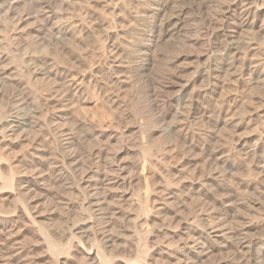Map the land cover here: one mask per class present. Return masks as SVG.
<instances>
[{"label": "bare ground", "instance_id": "obj_1", "mask_svg": "<svg viewBox=\"0 0 264 264\" xmlns=\"http://www.w3.org/2000/svg\"><path fill=\"white\" fill-rule=\"evenodd\" d=\"M216 1L0 0V264H264V0ZM129 83L157 87L130 166Z\"/></svg>", "mask_w": 264, "mask_h": 264}, {"label": "rangeland", "instance_id": "obj_2", "mask_svg": "<svg viewBox=\"0 0 264 264\" xmlns=\"http://www.w3.org/2000/svg\"><path fill=\"white\" fill-rule=\"evenodd\" d=\"M212 2H213V4L214 5H216V3H217V1L215 0V1H213V0H209V2H208V4L207 5H209V6H211V5H213L212 4ZM216 2V3H215ZM213 9H214V7H213ZM205 10L206 9H204V7H203V9H201L200 11H203L202 13H200V11L198 10H194L193 11V13L191 14V16L193 15V14H195L194 15V18H193V16H192V19L191 20H195V21H193V23L196 25V26H193L194 24H192V21H190L189 20V22H191V26H193V27H196V29L195 28H193V27H191V26H189V31L190 32H188V34L189 35H194L195 33H194V31L196 32V31H198V30H200V34H201V36H202V31H204V33L207 31V29H208V27H209V24L207 25V23H208V19L211 17V15L212 14H210V13H212V11L210 10V9H208L207 10V12H208V14H210L209 16H208V14H207V12L205 13ZM195 12V13H194ZM205 13V14H204ZM207 14V15H206ZM201 15H204V17H205V15L207 16V17H205V20H204V18H202V16ZM196 16V17H195ZM201 16V17H200ZM199 18V19H198ZM206 18H207V20H206ZM198 19V20H197ZM200 19H202V22H201V20ZM203 20H204V22H203ZM198 22V24H196L197 22ZM205 21H207V22H205ZM196 22V23H195ZM201 23H202V25H203V27H202V25H201ZM207 26H206V25ZM198 25V26H197ZM200 26V28L201 29H198V27ZM204 26L206 27V28H204ZM190 28H192L191 30H190ZM202 28H203V30H202ZM195 29V30H194ZM206 29V30H205ZM192 30H193V33H191L192 32ZM202 32V33H201ZM249 34H246V36H248ZM201 36H200V38H201ZM205 36L206 35H204V37H202V39L203 38H205ZM208 37V36H207ZM182 46V45H181ZM206 47H208V45H205ZM204 46V47H205ZM180 47V46H179ZM183 47V46H182ZM182 47H180V48H177L176 49V51H182V50H184ZM203 47V48H204ZM206 47L204 48V50L206 51ZM199 48V47H198ZM197 48V49H198ZM196 49V50H197ZM200 49H202V48H199L198 50H197V52L198 51H200ZM170 50V49H169ZM186 50V49H185ZM196 50H190L189 51V53H192V55L190 56L191 58H189V59H187V61L185 60V63L187 64L186 66H189L190 65V67H193V66H191V65H196L195 64V55H196ZM203 49H202V51L205 53V51H204ZM216 50V49H215ZM217 51V50H216ZM216 51H213V52H216ZM195 54H194V53ZM219 52V51H218ZM188 53V55H190ZM204 53H201L200 52V54H202V55H200V58L202 59L203 57H205L206 56V54H204ZM206 53L208 54V51H206ZM199 54V53H198ZM204 59H202V61H203ZM156 70H157V75H158V73L161 75V73L164 71V69H163V65L161 64H159V66H158V68H156ZM155 70V71H156ZM163 77V75L159 78V76L156 78V79H158L157 81H158V83H160V85L161 86H163V84L164 83H162V78ZM166 81V80H165ZM164 82V81H163ZM133 84H130L129 83V85L125 88V89H123V92H121L122 93V95H121V97H122V99H121V104H122V108H121V111H122V113H123V109H125L124 110V112L125 113H123V114H125V116H126V119H125V123H124V125H128L129 126V129H130V131H128L126 134L127 135H125L124 136V138L125 139H123V141H121V142H123L122 144H121V142L120 143H115L114 145H113V149H117L118 151H120V155H118V156H120V157H118L119 159H120V161H121V159H124V160H127V165L128 166H130V164H132V162H135L136 160H137V158L139 159V158H142V157H139V155L140 156H142L141 155V151H140V149L138 148V145L136 144L137 143V140H135V139H137L138 138V135L139 136H143V135H141V133L143 134L144 133V135L146 134L147 135V133L149 134L150 132H149V130L153 127V125H155L154 124V122L153 123H147V120H148V122L150 121H152V120H150L149 119V117L151 118V116H150V114H151V110H153V108L149 105V103H148V100H149V98H148V92H149V89H151V88H153V87H156V85H153V86H146V85H144L143 87H133L132 86ZM157 86H158V89L160 88V86H159V84H157ZM157 88V87H156ZM162 88V87H161ZM163 89V88H162ZM161 89V90H162ZM162 93H164V95L166 94L164 91H161ZM162 98V97H161ZM123 100V101H122ZM126 102H125V101ZM125 103V104H124ZM127 104V105H126ZM124 105V106H123ZM108 107V106H107ZM152 108V109H151ZM126 112H128V113H126ZM131 112V113H130ZM135 113V114H134ZM129 114V115H128ZM131 114H133V115H131ZM138 116V117H137ZM137 117V118H136ZM132 118V119H131ZM136 118V119H135ZM137 120L138 121H144V123L143 124H145L144 125V127H142L141 129H139V125H138V129L139 130H137V124H139L140 122H138L137 123ZM134 121H136L135 123H134ZM147 124H146V123ZM126 125V126H127ZM136 125V126H135ZM143 126V125H142ZM166 127H168V129H169V127H170V124H168V126H167V124H166ZM203 127V126H202ZM132 128V129H131ZM134 130H137V131H134ZM140 130H142L141 132H140ZM226 130V131H225ZM229 130V129H228ZM228 130L227 129H224V130H222V132H221V136L222 137H227L228 136ZM230 131V130H229ZM138 132V133H137ZM225 133V134H224ZM168 140V138L167 137H159L158 139H157V144L158 143H165L166 141ZM127 141V142H126ZM125 142L127 143V145L125 144ZM86 143H88V142H86ZM89 144H91V142L90 143H88L87 145L89 146ZM92 144H93V142H92ZM131 144L134 146L135 144H136V146H137V150H136V148L135 149H133V151L134 152H127V153H123V154H121V149H123L122 147H124V145H126V146H128V145H130V146H128V147H130L131 149H132V147L133 146H131ZM122 146V147H121ZM136 146H134V147H136ZM20 150V148L18 147V148H15L14 149V151H19ZM154 152L155 150L154 149H152L151 150V152ZM138 152H141L140 154H138ZM123 156V157H122ZM122 157V158H121ZM135 160V161H134ZM1 189V188H0ZM3 190V189H2ZM133 190H135L134 191V194H136L137 196H138V194H140L142 191H141V188H140V186H135L134 188H133ZM1 191V190H0ZM139 192V193H138ZM136 195H134V198L135 197H137ZM3 197H6V194L5 193H3V195H1L0 196V203H2L3 201H4V203H5V201L6 200H3L2 198ZM68 198H73V196L72 195H70L69 194V192H68V190L66 189V188H63V187H57L54 191H53V194L52 195H50L49 197H48V199H47V201H46V205H41L40 203L38 204V208H39V211H40V213H41V216L40 217H37V220H38V224H40V225H42V226H44V228L45 229H47V230H56V229H63L65 226H66V220L68 219V217H72V214H71V216H70V213H69V210L66 208V205H64V203H63V201L64 202H66L67 201V199ZM2 200V201H1ZM59 200H61V202L59 201ZM10 201V200H9ZM7 202L6 201V203L5 204H8L9 203V205L8 206H11V207H13L15 204H16V201L14 200V201H10V202ZM51 209H56V213L55 214H52L51 215ZM72 213V212H71ZM37 227H40V226H38V225H36ZM31 237V234L29 233V232H27L26 234H25V236L23 237V239H21V240H26V239H28L29 240V238ZM27 240V241H28ZM219 255V254H218ZM218 255H217V257H218ZM214 259H212V261H213ZM211 260H207L206 262H201V261H198L197 262V264H211V262H212Z\"/></svg>", "mask_w": 264, "mask_h": 264}]
</instances>
